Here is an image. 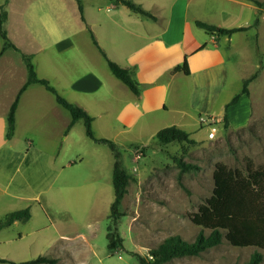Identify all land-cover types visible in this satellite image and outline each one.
I'll list each match as a JSON object with an SVG mask.
<instances>
[{
  "label": "crops",
  "instance_id": "0c3cea01",
  "mask_svg": "<svg viewBox=\"0 0 264 264\" xmlns=\"http://www.w3.org/2000/svg\"><path fill=\"white\" fill-rule=\"evenodd\" d=\"M223 1L238 6L237 10L211 4L192 13L185 4L179 10L157 13L140 4L154 16L149 17L113 0L96 7L81 0L82 20L75 0L72 6L60 5L58 0H23L19 5L8 0L6 29L19 49L30 54L37 76L92 116L96 136L119 145H145L138 137H127L130 130L135 129L136 136L150 134L153 138L165 126L175 125L189 133L200 126L203 95L208 94L211 100L217 82L224 77L219 79V72L226 69L220 38L231 47L234 34L257 28L264 17L262 8L256 27L231 35H208L204 30L201 34L195 19L227 28L253 22L258 7L252 0ZM88 28L108 57L130 69L140 85L138 94L110 71ZM1 44L0 38V48ZM9 50L14 49L0 55V199L19 201L22 208L32 203L45 208V203L56 201L59 189H71L56 184L59 172L74 164L71 160L59 162L55 125L60 107L65 108L43 84L32 82L20 94L13 133L5 137L9 106L27 76L23 60L19 63L8 56ZM184 57L189 73L173 71ZM225 104L221 107L224 112ZM70 119L62 127L64 138L70 136L74 125L67 129ZM18 157L23 169L15 175L19 167L12 172V165ZM66 227L72 226L66 223ZM61 236L68 235L61 232Z\"/></svg>",
  "mask_w": 264,
  "mask_h": 264
},
{
  "label": "rangeland",
  "instance_id": "374dc122",
  "mask_svg": "<svg viewBox=\"0 0 264 264\" xmlns=\"http://www.w3.org/2000/svg\"><path fill=\"white\" fill-rule=\"evenodd\" d=\"M3 1L0 0V4ZM22 1L12 0V4L19 5ZM134 1L157 13L163 9L166 12L179 10L185 4L192 13L211 4L238 8L223 0ZM83 2L96 7L104 6L109 0ZM58 3L75 5L74 0H58ZM6 9L9 10L8 4ZM199 32L204 34L202 29ZM226 43L220 38L219 46L226 58V69L219 72V79L223 75V80L217 82L218 89L211 100L208 94L203 95L201 106V114H213L219 119L215 137L208 138V128L197 125L190 132L195 139L193 143H160L150 134L136 136V130L132 129L127 137H138L145 145L118 144L122 166L131 177L119 206L122 215L116 223L123 238L121 249H108L106 237L114 196L112 153L105 143L87 137L81 119L71 127L70 136L64 138L62 127L70 116L60 107L62 111L55 125L59 162L71 160L74 164L59 172L56 184L71 189H59L56 201L45 203V208L32 203L27 221L17 220L0 227V257L22 261L45 255L57 257V264H139L133 253L147 256L149 249L168 235L192 241L202 227L192 216L212 193L216 164L237 168L243 174L247 173V168L264 167V17L260 18L257 28L234 34L231 47ZM7 55L21 62L18 51L9 50ZM254 72L255 77L248 83V95H241L224 112L221 107L239 92L242 80ZM205 100L208 103H204ZM137 146H141V155L134 160ZM178 158L193 166L182 170L177 164ZM19 159L12 165V172L19 167L15 175L23 169ZM6 200V197L0 199V221L8 212L24 206L19 201ZM66 223L72 227L67 228ZM203 229L209 232V228ZM61 232L68 236H61ZM253 250L262 253L258 264H264L263 248L235 246L225 238L198 255L174 257L161 264H242Z\"/></svg>",
  "mask_w": 264,
  "mask_h": 264
},
{
  "label": "trees",
  "instance_id": "16d2710c",
  "mask_svg": "<svg viewBox=\"0 0 264 264\" xmlns=\"http://www.w3.org/2000/svg\"><path fill=\"white\" fill-rule=\"evenodd\" d=\"M81 16H83V6L81 0H75ZM258 7L253 22L248 26L222 27L208 23L203 20L195 19L194 23L208 35H231L236 31H242L250 26L256 27L259 17L264 7V0H252ZM8 0L0 4V38L2 40L0 55L4 50L12 48L18 51L23 60L27 76L25 82L16 92L7 112L5 137L9 138L14 129L15 109L21 92L32 82H39L50 90L56 98V101L67 109L71 119L67 125L70 128L77 120L81 119L84 125V131L87 137L97 143H105L113 156L112 164V186L113 200L109 208V218L111 223L108 225L106 237L108 239L107 247L110 250H118L123 247V238L116 228V223L122 212L119 209L120 202L127 191V185L130 175L123 168L121 163V152L118 144L107 137H98L92 129V116L80 105L68 101L48 82L47 79L38 77L31 60L30 54L22 52L19 47L9 38L5 28L7 19ZM115 4H122L134 13L144 16L154 17L151 12L144 9L139 3L133 0H113ZM93 43L98 47L100 53L105 58L110 71L120 79L133 93L138 94L140 85L133 76L130 69L121 66L116 61L107 56L105 51L98 45L92 31L88 28ZM173 71H182L189 73L186 57L180 64L174 66ZM252 73L242 80L239 92L235 93L231 99L226 102L225 109L238 101L241 95H248V83L255 77ZM226 119V114L223 115ZM160 143H169L172 141L188 143L195 142L186 130L175 125H169L158 129L154 135ZM137 148V147H136ZM177 164L182 170H187L193 165L177 159ZM247 173L243 174L237 168H230L222 163L216 164L213 172L214 186L211 195L204 204L199 205L197 212L192 216V220L201 225V229L192 241H187L179 235L166 236L157 246L150 248L147 256L134 252L139 264H161L174 257L198 255L205 249L218 245L223 238L235 246L255 245L264 249V167L259 169L247 168ZM30 217L29 207L16 209L8 212L4 220L0 221V227L11 224L15 220L25 221ZM203 228H209L205 233ZM262 260V253L259 250H253L249 257L242 264H258ZM0 262L10 264H55L56 257H47L38 255L28 260L15 261L9 258L0 257Z\"/></svg>",
  "mask_w": 264,
  "mask_h": 264
},
{
  "label": "built area",
  "instance_id": "2783aa9c",
  "mask_svg": "<svg viewBox=\"0 0 264 264\" xmlns=\"http://www.w3.org/2000/svg\"><path fill=\"white\" fill-rule=\"evenodd\" d=\"M198 122L200 126H206L208 128L207 137L213 138L216 134L217 124L219 119L213 114H199L198 115ZM141 155V146H137L136 151L133 155L134 160L140 158ZM135 169V168H134Z\"/></svg>",
  "mask_w": 264,
  "mask_h": 264
}]
</instances>
